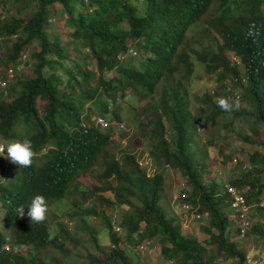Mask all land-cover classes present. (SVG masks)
Listing matches in <instances>:
<instances>
[{"label": "trees", "instance_id": "16d2710c", "mask_svg": "<svg viewBox=\"0 0 264 264\" xmlns=\"http://www.w3.org/2000/svg\"><path fill=\"white\" fill-rule=\"evenodd\" d=\"M0 1L15 7L13 13L0 17V63L8 67L32 42L37 46L29 53L33 75L15 76L6 87V97L0 95V138L20 141L15 153L17 166L5 182H0L1 225L6 230V234L0 231V264H59L56 258L47 262L39 255L40 249L50 247L65 253V241L71 236L61 223H56L57 229L50 235L41 205L73 191V183L91 170L97 158L101 169L95 178L101 185L95 190L110 191L112 200L97 197L107 209L126 206L118 222L125 232V242L153 240L159 245L161 257L172 264H213L205 246L209 244L226 264H245L244 251L227 229L235 223L236 213L230 207L232 198L226 188H234L247 206L250 225L246 233L264 243V219H254L255 213L262 210L264 154L252 150L246 158L248 168L229 178L227 186L213 178L205 182L204 165L192 149L194 118L187 108L188 97L181 80L191 72V53L215 81H228L231 88H238L248 111L215 102L205 93L198 98L209 108L203 122L225 113L235 119L247 116L254 135L247 142L264 150V136L261 140L255 138L258 126H264L263 0H141V10L131 0ZM213 2L216 11L205 18L208 26L200 29L196 38L187 36ZM52 4L62 9L67 34L75 43L71 49L93 60L94 70L82 68L76 58L68 56L58 36L45 31L48 6ZM209 29L217 36L208 35ZM127 41L142 56L136 68L120 61ZM192 41L195 48L191 47ZM226 53L237 62H231ZM179 70L183 73L172 81ZM109 71L115 75L107 78ZM168 80L173 82L169 91L163 87L156 92L158 84ZM219 87L226 95L225 88ZM125 89L145 100L143 111L148 117L138 125L147 136L148 156L155 164L166 165L183 176L187 190L178 197L180 205L186 203L188 212L208 217L207 225L200 226V231L207 234L203 241L183 234L177 218L165 213L159 203L161 174L156 171L147 175L128 152H121L115 159L106 150L111 142L110 128L100 130L94 116L90 120L93 108L102 116L110 113L118 120L107 101H94L110 93L123 96ZM155 94L157 100L152 98ZM164 120L172 130L169 137L164 135ZM45 144L50 148L38 154ZM84 212L98 215L110 246L105 250L93 244L102 257L87 252L82 264H132L103 211L97 213L89 207ZM82 222L95 242L94 230ZM234 231L238 235L236 226ZM6 242L11 247L22 244L28 250L24 255L6 252L2 248Z\"/></svg>", "mask_w": 264, "mask_h": 264}, {"label": "rangeland", "instance_id": "374dc122", "mask_svg": "<svg viewBox=\"0 0 264 264\" xmlns=\"http://www.w3.org/2000/svg\"><path fill=\"white\" fill-rule=\"evenodd\" d=\"M131 2L141 10V0H131ZM215 5L216 3L213 2L210 9L202 18L190 27L187 36L196 38L201 34L200 29L208 26L205 18L216 11ZM7 8L9 11H7ZM14 9L15 7H10L8 3L0 1V17L13 13ZM47 19L48 26L45 31L48 34H56L58 36L68 56L71 59L73 57L76 58L82 68L94 70L95 65L93 60L85 58L83 54H78L77 51L71 49L75 43L67 34L69 29L64 23V14L58 4L48 6ZM203 34L205 35V33ZM207 34L217 36L213 29H209ZM2 40L3 42H8L7 38H3ZM205 40L208 39L205 37ZM2 47L3 45L0 47V55L3 50ZM191 47H196L193 41ZM36 49V44L32 42L26 50L22 51L25 54V58L21 60V63L19 62V70L16 71V76L24 78V76L33 75V60L29 57V53ZM226 56L231 62H237L231 53H226ZM120 59V61L128 62L131 67L136 68L142 56L134 48L133 44L127 41V50L120 56ZM189 60L192 64L191 72L187 77L182 78L181 81L188 97L187 108L194 118L195 129L192 133V149L197 156L198 162L204 165V181L207 182L210 178H213L222 186H227L229 178L238 175L239 170L248 168L246 158L252 150L257 149L262 154H264V150L256 144H253V142H247L248 139H254L253 132H250L251 122L247 116H241L240 119H235L229 113H225L216 116L209 122H203L209 108L198 98H202L205 93L215 102L221 101L225 104H230L236 109H244L245 112L248 109L245 103L240 100V90L238 88H231V84L228 81L221 83L215 81L213 74L205 73L203 65L191 53H189ZM3 67L1 62L0 69H4ZM47 72L48 70L44 69V73ZM179 73L183 72L179 70L173 74L171 77L172 81L178 78ZM113 75H115V72L109 71L105 77L108 78ZM169 85H173L171 80L160 82L156 92L160 93L163 87H166L168 92ZM219 86L225 88L226 95L221 94L220 91H222V88ZM124 93L123 96H120L119 93H110L108 97H105V95L98 96L94 101L99 100L103 103L107 101L109 110H113L118 117L117 120L111 117L110 113L104 115L111 124V142L106 150L117 160L121 152L133 154L136 162L147 175L158 171L162 176L161 198L159 203L164 208L165 213L167 215H174L177 218L183 234L194 236L198 240L203 241L207 237V234L200 231V226L207 225L208 217L204 214L196 218L192 211H184L181 208L178 197L181 192L187 190L184 178L179 172L166 165L155 164L148 156L147 136L145 132L141 131L140 125H138L140 121H144L145 117H148L146 116L148 112L145 113L143 111L145 100L138 99L137 95L130 93L128 89H125ZM117 95L118 97L116 99L115 97ZM152 98L157 100V94ZM88 104L86 105L88 106ZM90 113V120L93 116L100 115L96 111V108H93V111ZM116 123H121L123 129L117 128ZM163 124L164 135L169 137L172 132L169 123L164 120ZM258 128L259 131L255 135V138L261 140L264 136V126L259 125ZM0 144L3 146L0 151V182L3 183L9 178L17 166V159L15 157L17 143L14 140H3L0 138ZM100 169L101 161L97 158L91 170L77 178L75 183H73L76 188L68 192L65 198L49 202L45 206L41 205V210L48 218L50 235H53L56 231V223H61L70 233L71 239L70 241H65V247L67 249L65 253H58L53 248L45 247L40 249L39 255L47 260V262H51L52 258H56L59 264H82L85 261V254L87 252L97 254L101 258L102 256L93 248V244L107 250L110 242L108 241L106 228L100 218H98V215L84 212L85 208L92 207L97 213L103 211L109 218L110 224H112V230L119 236L120 246L123 248L126 258L132 264H172L161 257L159 245L153 240H143L133 244L125 242V232L118 225V222L120 221L122 212L126 210V206L120 205L112 209H107L104 207V203L98 199L97 196H101L102 198L112 200L110 191L95 190V188L101 185L95 178ZM262 176L264 177V173ZM77 190H81L82 193H79ZM259 205L262 207V210L255 213V220L264 219V195L260 198ZM1 215L2 209L0 208V231L6 234V230L1 225ZM81 220L85 222V225L94 230L95 242L91 241L90 235L84 229ZM235 226H237V223L231 224L227 229L230 235L232 233V240L244 251L246 259L264 258V243L261 239L250 233H245L243 237H239L234 231ZM205 246L207 248V255L213 258V264H226V261L215 251L212 245L205 244ZM16 250L19 254L24 255L28 248L22 245L21 247L18 246Z\"/></svg>", "mask_w": 264, "mask_h": 264}, {"label": "built area", "instance_id": "2783aa9c", "mask_svg": "<svg viewBox=\"0 0 264 264\" xmlns=\"http://www.w3.org/2000/svg\"><path fill=\"white\" fill-rule=\"evenodd\" d=\"M95 123L102 129L106 128L109 125V123L103 117L100 116L96 117ZM117 127L119 129H122L123 125L118 124ZM226 190L231 195L232 198L230 202V207L236 213L235 223H237L236 227L238 228V236L243 237L250 225V222L248 220L247 206L244 205L243 199L237 194L234 188L227 186ZM180 197H183V195H181ZM180 206L184 211H187L189 209V205L186 203L182 202ZM194 217L198 218L199 215L194 214ZM245 264H264V258H258V259L247 258Z\"/></svg>", "mask_w": 264, "mask_h": 264}, {"label": "clouds", "instance_id": "9594fccd", "mask_svg": "<svg viewBox=\"0 0 264 264\" xmlns=\"http://www.w3.org/2000/svg\"><path fill=\"white\" fill-rule=\"evenodd\" d=\"M126 52V51H125ZM19 60L16 61V63L14 64H9L8 67H3L4 69H0V95L2 97H6V95L8 94V92L6 91V87L7 85L10 83L11 80L15 79V76L17 75L16 71L19 70V62L21 63V60H23L25 58V54L24 53H21V55L19 56ZM120 58V57H119ZM2 75H5L4 77ZM117 99V96L115 97ZM118 101V100H117ZM97 116H100V117H103L106 121L108 120L107 118H105V116H102L101 114L100 115H96L94 116V124L95 126L98 127V129L100 130H106L107 128H110L111 124L109 123V125L106 127V128H100L96 123H95V119ZM118 124H121V123H116L115 125H118ZM118 128V127H117ZM123 129V128H122ZM4 140V139H3ZM9 140H14L17 144H16V150H15V153L20 145V141L17 139V138H13V139H9ZM2 144H0V151L2 149ZM50 148V145L49 144H45L41 147V150L38 152L39 153H44L46 149ZM16 157V155H15ZM17 159V157H16ZM65 198V196H64ZM2 224V223H1ZM18 246H22V244H18V245H14V246H10L8 242H6L4 245H3V250L6 251V252H13V253H18L16 248Z\"/></svg>", "mask_w": 264, "mask_h": 264}]
</instances>
